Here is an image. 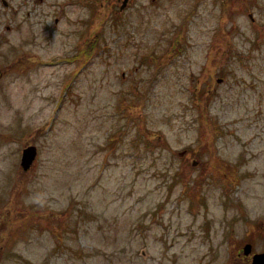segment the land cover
Masks as SVG:
<instances>
[{
    "label": "rangeland",
    "instance_id": "rangeland-1",
    "mask_svg": "<svg viewBox=\"0 0 264 264\" xmlns=\"http://www.w3.org/2000/svg\"><path fill=\"white\" fill-rule=\"evenodd\" d=\"M5 2L0 264L264 253V0Z\"/></svg>",
    "mask_w": 264,
    "mask_h": 264
},
{
    "label": "water",
    "instance_id": "water-1",
    "mask_svg": "<svg viewBox=\"0 0 264 264\" xmlns=\"http://www.w3.org/2000/svg\"><path fill=\"white\" fill-rule=\"evenodd\" d=\"M127 0H124L121 10L124 9ZM2 4L7 6V3L2 0ZM37 150L34 146H28L22 150L20 166L23 171H27L36 158ZM246 251L249 250V247H246ZM145 256V253L142 254ZM251 264H264V253L254 254L252 256Z\"/></svg>",
    "mask_w": 264,
    "mask_h": 264
},
{
    "label": "flooded vegetation",
    "instance_id": "flooded-vegetation-1",
    "mask_svg": "<svg viewBox=\"0 0 264 264\" xmlns=\"http://www.w3.org/2000/svg\"><path fill=\"white\" fill-rule=\"evenodd\" d=\"M33 2H39V3H43V0H32ZM130 2H131V0H128V2H127V4H126V7L122 10V11H120V7L122 6V4H123V0H115V2H114V6L115 7H118V12H113L112 14H113V16H115V20L117 21V17L116 16H118V14H120L121 12H124V11H126L127 10V8L129 7V4H130ZM110 10H111V8H110ZM58 21V19H55V23H58L57 22ZM44 30V29H43ZM47 32L49 31V29H45ZM27 57H30V56H27ZM80 57H82V58H84V55H81ZM34 61L36 60V62L38 61L39 62V60H38V58L37 57H35L34 59H33ZM2 75L0 74V77H1Z\"/></svg>",
    "mask_w": 264,
    "mask_h": 264
},
{
    "label": "trees",
    "instance_id": "trees-1",
    "mask_svg": "<svg viewBox=\"0 0 264 264\" xmlns=\"http://www.w3.org/2000/svg\"><path fill=\"white\" fill-rule=\"evenodd\" d=\"M228 44H226V46H227ZM92 46H93V49H94V42H93V44H92ZM92 46H87V50H86V52H85V59L87 60L88 59V57H90L91 56V54H92V51H93V49H92ZM220 49H222V50H220L221 51V53H220V58L218 59L219 61H223L225 58L224 57H221V55L223 56V53L224 54H227V52L223 49V48H220ZM217 51V50H216ZM172 55H177V52L175 51V49H172ZM223 52V53H222Z\"/></svg>",
    "mask_w": 264,
    "mask_h": 264
}]
</instances>
